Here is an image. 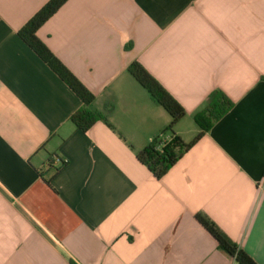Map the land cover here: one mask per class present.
Wrapping results in <instances>:
<instances>
[{
    "label": "crops",
    "instance_id": "0c3cea01",
    "mask_svg": "<svg viewBox=\"0 0 264 264\" xmlns=\"http://www.w3.org/2000/svg\"><path fill=\"white\" fill-rule=\"evenodd\" d=\"M49 1L0 0V264H239L200 213L264 264V0H69L38 37L114 127L87 132L19 37ZM134 62L187 111L186 143L213 92L235 104L161 180L137 155L171 117ZM51 158L68 162L54 176Z\"/></svg>",
    "mask_w": 264,
    "mask_h": 264
},
{
    "label": "trees",
    "instance_id": "16d2710c",
    "mask_svg": "<svg viewBox=\"0 0 264 264\" xmlns=\"http://www.w3.org/2000/svg\"><path fill=\"white\" fill-rule=\"evenodd\" d=\"M69 0H50L31 20L20 30V39L76 94L82 102L81 108L71 116V122L82 131L87 132L98 121H104L111 129L106 116L91 109L96 97L79 81V79L52 53L47 45L38 37V31L55 15ZM128 73L148 91L155 101L171 117L170 125L157 136L142 151L138 152L141 164L153 173L157 180L165 178L171 168L175 166L185 153L212 130L214 126L228 113L235 104L222 91H215L207 97L202 110L194 114V122L200 128L194 141L186 143L175 134L177 124L186 116L185 108L176 101L142 64L134 62ZM60 166H54L51 158L46 173L53 172V176L66 165V160H60ZM45 173V174H46ZM44 176V174H43ZM52 176V177H53ZM196 220L207 229V232L217 241L219 250L234 258L239 264H258L240 246L230 239L224 231L203 213L196 214Z\"/></svg>",
    "mask_w": 264,
    "mask_h": 264
}]
</instances>
